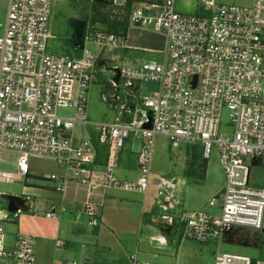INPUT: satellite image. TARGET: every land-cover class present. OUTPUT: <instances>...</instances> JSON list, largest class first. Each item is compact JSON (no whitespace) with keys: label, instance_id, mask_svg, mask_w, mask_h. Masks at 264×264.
I'll return each instance as SVG.
<instances>
[{"label":"built area","instance_id":"2783aa9c","mask_svg":"<svg viewBox=\"0 0 264 264\" xmlns=\"http://www.w3.org/2000/svg\"><path fill=\"white\" fill-rule=\"evenodd\" d=\"M79 1L104 3L113 22L126 18L128 28L162 36V60L118 59L116 53L128 48L126 32L104 30L90 21L81 56L51 55L52 0H8L0 35V167L9 164L13 170L0 169V182L27 184L31 159L51 158L63 174L44 179L62 194L71 183L82 186L87 193L82 213L93 228L101 224L90 200L98 191L148 196L156 189L157 205L166 214L150 222L163 232L179 228L183 237L207 243L220 241L233 227L262 230L264 188L250 184L256 164L264 165V0H201L199 11L192 14L178 12L176 0ZM102 73L110 75L102 101L114 109L123 100L126 104L119 106L114 123L96 125L99 137L95 144L91 137L77 138L75 130L91 124L86 117L88 91ZM146 83L156 84L157 90L143 94ZM120 84L127 90L125 99L119 94ZM224 109L230 112L229 135L219 131ZM66 110H71L72 116L59 114ZM158 136L165 137L172 150L200 143L203 160L215 149L225 185L208 205L211 210L220 209L219 214L180 211L182 202L172 193L177 183L165 178L152 182ZM130 139L133 146L137 144L139 172L135 181L116 175L123 147ZM97 144L108 149L102 169L97 167ZM6 154H13L15 161L5 159ZM9 197L0 193V199L9 201ZM17 204L12 212L15 218L33 210L28 197H17ZM45 217L60 220L53 212ZM4 220L11 217L0 213V222ZM56 248L63 250L64 244L58 241ZM253 261L217 253L214 264ZM35 263V237L20 234L15 248L7 249L0 224V264ZM53 264L94 263L55 260ZM130 264L161 263L132 257Z\"/></svg>","mask_w":264,"mask_h":264},{"label":"rangeland","instance_id":"374dc122","mask_svg":"<svg viewBox=\"0 0 264 264\" xmlns=\"http://www.w3.org/2000/svg\"><path fill=\"white\" fill-rule=\"evenodd\" d=\"M177 1V6L180 0ZM184 1V0H183ZM199 3L201 0H197ZM7 0H0V35L2 34L6 18ZM107 5L102 6L96 3L83 2L79 0H52L51 4V33L53 39L48 42V52L54 56H70L72 58L81 56L82 51L74 47L72 44L73 29L70 26L72 19L90 21L104 30H109L117 24L110 18ZM180 13L192 14L187 12ZM126 18H124L125 20ZM122 29H117V32ZM154 34L145 30L144 32H132L131 35L136 37L134 44L141 48L150 46L149 41L151 35ZM158 35V34H157ZM160 36V35H159ZM90 49L94 47L88 46ZM121 59L127 57L129 62L135 60L149 61L155 60L161 62L162 55L150 53L148 51L120 50L116 53ZM132 58H135L132 59ZM108 66L112 67L113 63L108 62ZM110 75L106 73L99 74L95 82L90 86L87 96L86 117L91 123L86 126H77L75 136L77 138H87L98 141L99 133L96 125L102 123H114L119 113V106L126 104L123 100L118 104V109L110 108V106L102 101V93H107L109 89ZM143 94L157 90V85L153 83L143 84ZM120 96L125 99L127 90L122 84L119 86ZM59 114L63 117L72 116L71 110L60 111ZM230 112L224 109L221 113L220 133L229 135L232 132L230 126ZM156 154L152 167L151 180L154 182L158 178L174 180L177 183L176 188L172 191L174 197L178 201H183L184 192L189 187L181 182L188 181L192 178L200 179L198 194L200 195L199 205L203 210L219 214L220 209L211 210L208 203L215 194H221L222 188L225 185V177L220 166L217 154L213 148L211 156L203 161L202 147L200 143L192 146L183 144L181 148L172 150L170 142L162 136L156 139ZM132 150V140H127L121 156L130 153ZM106 148L100 149V157L103 159L106 154ZM5 159L15 161L16 157L13 154H6ZM31 163V162H30ZM36 168L31 170L29 181L27 184L21 181H13L11 183L0 182V193L13 197H23L24 188L31 187V184L36 180H41L44 186H51L53 183L44 179V171L47 170L46 164L35 161ZM205 163L207 171V181L202 179ZM196 168H195V167ZM202 167V169H200ZM2 170L12 171L13 167L9 164L2 165ZM204 169V170H203ZM120 169L116 170V175L120 178ZM48 176V175H46ZM254 188H264V165L256 164L251 174V184ZM119 202H127L131 205L128 212L122 206L116 208L105 207L102 211L103 218L106 220L112 232L103 234L98 242L94 245L88 243L86 237H80L78 243H75V237L71 241V245L67 246L64 251L72 252L71 256L66 253L64 260L80 262L82 251L87 247L86 253L88 257L94 260V264H130L132 257H136L142 262H153L161 264H214L217 253H228L249 257L254 261L264 262V232L262 230H254L244 227H233L230 233L225 234L219 241H209L207 243H198L191 238L183 237L179 228H173L171 233L167 235L162 230L151 224V218H161L164 213L157 205V191L152 189L148 196L133 192H117ZM212 197V198H210ZM10 201L0 199V210L8 211ZM145 203V207L143 206ZM184 203V201H183ZM16 207V206H15ZM125 208V209H127ZM178 210L184 208L180 206ZM185 211V210H184ZM201 211V210H200ZM188 212V211H186ZM197 212V211H195ZM176 213V212H175ZM171 214V213H168ZM101 215V217H102ZM101 226V225H100ZM93 232L91 235H94ZM153 235H162L166 239V243L154 241L151 238ZM86 239V240H85ZM69 243V244H70ZM102 258V262H97L95 258ZM61 257L58 260H62Z\"/></svg>","mask_w":264,"mask_h":264},{"label":"crops","instance_id":"0c3cea01","mask_svg":"<svg viewBox=\"0 0 264 264\" xmlns=\"http://www.w3.org/2000/svg\"><path fill=\"white\" fill-rule=\"evenodd\" d=\"M160 0H137V3H157ZM8 4V0H7ZM177 6V1H176ZM200 3L197 0H180L178 7L176 9L181 10V12L187 13H195L198 12L200 9ZM7 10V8H6ZM5 10V11H6ZM144 32V30L136 29L129 27L126 30L127 36V46L128 50L134 51H148L150 53L160 54L159 52L163 51L164 49V40L162 36L157 34H152L151 39L149 41V45L147 47L141 48L134 44L136 42V37L131 35L132 32ZM3 33V31H2ZM118 59L129 62L127 57L121 59L118 56ZM135 60V58H132ZM136 61V60H135ZM150 61V60H149ZM90 137V136H89ZM79 139H86V138H79ZM95 144L98 142L93 139ZM99 155L97 159V167L103 168L106 165L107 159V152L108 149L105 146H100L97 144ZM102 147L106 148V154L103 159L100 157V149ZM134 149L131 150L130 153L124 154V156H120V179L121 180H132L135 181L138 178V163L136 157V148L137 144L134 146ZM122 154V153H121ZM35 161H40L47 166V170L44 171V177L50 174H63V171H60L55 163V161L51 158H32L30 163V168L32 171L36 168ZM196 168V167H195ZM192 174H190L189 178H192L188 181L181 182L183 187L188 184V188L184 192V203L182 201V207L184 208V212L191 213L194 211H202L205 207L204 205L202 208L199 205L200 202V195L198 194L199 188V181L198 178H193ZM207 171L206 167L204 173L202 174V179H206L207 181ZM50 183V182H49ZM224 188V187H223ZM222 188V190H223ZM221 190V191H222ZM117 192L122 191H115V190H100L96 194L91 197V202L96 206L100 219H101V226L99 227H91L89 226V219L86 215L82 213V207L85 201L87 200V193L86 190L77 183H71L68 187V190L65 194L57 192L54 187L51 186H44L41 180H36L31 184V187L24 188V196L30 199V203L33 206V210L29 211V213L19 215L18 217H14L12 211L9 209L8 211L0 210L1 214H7L11 217V220H4L0 222L1 225L4 226L5 229V246L7 249L13 250L15 248V243L18 235L20 234H31L36 239V263L35 264H53L55 260L60 259L61 257L64 260L66 257V253L71 256L72 252H65L64 249L73 241L75 237V242L78 243L76 239L79 240L80 237H86L88 239V243L94 245L96 242L100 240L103 234L110 233L109 230L112 232L110 226H108L106 220L103 218L102 211L105 207H124V210L128 212L127 207H131V205L127 202H119L118 201V194ZM219 195V194H218ZM217 196L214 193L212 197ZM210 197V198H212ZM145 207V203L143 205ZM127 208V209H125ZM53 212L60 216L59 221H52L48 220L45 217V213ZM102 215V217H101ZM156 219V218H151ZM159 229V228H158ZM160 230V229H159ZM95 232L94 235H91ZM230 233V232H229ZM85 239V240H86ZM152 240L166 243V239L162 235H153L151 236ZM62 242L64 244L63 250H57L56 244L57 242ZM71 242V243H70ZM70 243V244H69ZM87 247L84 248V252L82 251L81 261L84 262L85 260H89L94 263V260L88 257L86 253ZM97 262H102L103 259L97 257L95 258Z\"/></svg>","mask_w":264,"mask_h":264},{"label":"water","instance_id":"95a60500","mask_svg":"<svg viewBox=\"0 0 264 264\" xmlns=\"http://www.w3.org/2000/svg\"><path fill=\"white\" fill-rule=\"evenodd\" d=\"M70 26L73 29V36L71 39L72 44L74 45V47L78 48L79 50H82L83 49V36H84V31H85L86 26H87V21L72 19L70 21ZM115 80H117V78ZM193 84L195 86L196 81H194ZM9 201H10L9 203H12V205H9V209L13 212L18 208L17 197L10 196ZM159 227L162 229L161 225ZM262 231L264 232V227H263ZM164 232L167 235H169V233H171V230L169 228H166L164 230ZM252 264H255V261H253Z\"/></svg>","mask_w":264,"mask_h":264},{"label":"trees","instance_id":"16d2710c","mask_svg":"<svg viewBox=\"0 0 264 264\" xmlns=\"http://www.w3.org/2000/svg\"><path fill=\"white\" fill-rule=\"evenodd\" d=\"M98 5L105 6L106 4L103 3V4H98ZM127 28H128V21L125 19V21H123L121 23H117L115 26H113V28H110L108 31H116L117 32V29H118V31H119V29H122L123 32H126ZM203 161H205V160H203ZM203 166H204L203 168L205 169V163H203ZM200 169H202V167Z\"/></svg>","mask_w":264,"mask_h":264}]
</instances>
